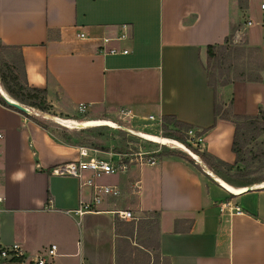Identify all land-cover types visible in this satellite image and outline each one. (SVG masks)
I'll return each instance as SVG.
<instances>
[{"label": "crops", "instance_id": "crops-1", "mask_svg": "<svg viewBox=\"0 0 264 264\" xmlns=\"http://www.w3.org/2000/svg\"><path fill=\"white\" fill-rule=\"evenodd\" d=\"M259 2L0 0V41L21 48L28 84L46 88L51 105L130 109L139 118L172 115L197 131L207 129L197 139L201 149L234 164L235 126L215 119L207 47L224 44L233 29L237 38L244 33L246 45L259 53V78L233 81L220 94L234 114H258L264 109V0ZM124 31L127 37L116 39ZM0 130L1 188L7 197L3 244L19 243L29 253L56 244L57 255L47 264H124L127 228L139 219H119L117 226L112 211L134 209L142 219L158 214V228L147 236L159 242V251L144 247L167 264H264V185L235 194L200 162L156 156L155 165L130 164L119 184H112L120 196L79 215L75 211L81 200L91 199L92 189L74 176L52 173L80 157L77 147L53 139L1 101Z\"/></svg>", "mask_w": 264, "mask_h": 264}, {"label": "rangeland", "instance_id": "rangeland-1", "mask_svg": "<svg viewBox=\"0 0 264 264\" xmlns=\"http://www.w3.org/2000/svg\"><path fill=\"white\" fill-rule=\"evenodd\" d=\"M259 1L260 0H258V2ZM245 2L246 0H240L241 5H243ZM257 5L260 7V2ZM238 26L241 31H244L243 23H240V25ZM255 27L256 26H253L252 28ZM237 34V31L233 29L231 36L223 44V48L219 49V52L221 54L220 58L218 59L219 63L213 60L210 66H213L215 65V63H217L218 67L215 69L217 75L220 74V77L227 81L233 82L258 79L261 68L259 63V53L254 48H250L246 45L242 38L244 36V33L240 35L241 38H237ZM0 60L13 63L12 65L16 66L17 70L20 72L21 64L19 61V51L17 49H1ZM3 68L5 69V71H8V66L5 65L3 66ZM20 75L22 79L21 72ZM0 88H3L7 92L5 85L1 80V77ZM221 88L222 87L219 88V91L221 90ZM8 95L11 96L10 94ZM11 98L13 97L11 96ZM22 104L30 109V119L39 123V126L44 128L53 137V139L65 144L73 145L77 147L78 151H80L81 148H89L97 156H105L104 152L127 153L128 157H125V161L129 162H135L136 158L139 157L138 154L142 152L144 154H154L156 156H159L158 154H167L168 152H184L191 155L192 158L195 159L196 163L200 162V168L203 167V169H207L214 175L218 176L209 168L206 163L201 160L198 154L189 149L183 143L182 144L191 152L178 148L174 144H161L152 141L143 135V133H149L174 139L165 136L167 135V130H165V128L163 129V120L161 125H157L158 121H150L146 118H139L135 116V114L130 117L121 118L119 114L120 110L108 111L104 108L90 110L88 108L86 112H81L78 109L79 107L64 110L60 107L51 105L48 111H42L27 103ZM59 118H70L80 122L90 119H109L115 122L117 126L113 127L110 125L102 124L97 126L79 127L73 129L63 125L59 121ZM261 121L262 126H264V116ZM168 126L169 128H171V125ZM188 142L194 148L200 150L203 149H201L199 142H197L195 138H191L188 136ZM242 142L245 143L244 141ZM95 150H98V152L95 153ZM244 151L245 162L241 163L240 166L242 170L245 171L246 178L250 180L255 178L264 179V131L260 135H249L246 143L244 144ZM261 154L262 156L260 158H257ZM121 176V174L107 175L104 176L101 181L104 182V184H119ZM261 185H264V181L259 184H251L245 187L253 188L255 186ZM35 193V196H38L39 189H37ZM120 200H122V198ZM132 213L138 219H142V217H144V215H139L134 209H132ZM127 230L129 231L127 233L130 235V250H128V252L124 255L123 259L125 260L121 261V263L167 264V260L156 257V251H154L153 249L147 250L144 247L146 246L144 244V241H148V236L137 234L136 224L129 225Z\"/></svg>", "mask_w": 264, "mask_h": 264}, {"label": "trees", "instance_id": "trees-1", "mask_svg": "<svg viewBox=\"0 0 264 264\" xmlns=\"http://www.w3.org/2000/svg\"><path fill=\"white\" fill-rule=\"evenodd\" d=\"M228 38L226 39V41ZM225 41V42H226ZM223 44L217 45H208L207 47V64L205 68L208 73V82L209 85L212 86L215 90V119H225L231 121L235 126V135L232 144V150L236 155V160L234 164L228 163L224 160H221L209 153L206 150H200L194 148L188 142V136L186 131L192 128L191 124L178 120L175 116L166 115L163 116V129L167 130L168 137L174 138L184 145H186L189 149L193 150L196 154H198L201 160L206 163L209 168L215 172L218 176L222 177L228 183L233 184L237 187H245L251 184H259L264 181L263 178H255V179H247L245 171L242 170L240 164L245 162V151L244 144L247 141L249 135H260L264 131V126H262V118L264 116V109H260L259 113L256 115H239L234 114L231 111L230 107H226V105L222 101V97L219 91L220 87H224L231 83V81H227L220 77V74L217 75L216 68L218 67V59L221 54L219 49L223 48ZM3 48H15L19 51V61L21 64L22 79L20 72L17 70L16 66L12 65L13 63L5 62L0 60V77L5 85L7 92L16 100L27 103L35 108H38L42 111H48L51 107V104L48 101V91L46 88L33 87L28 84L25 70V63L22 55L21 48L18 46H10L1 43L0 41V50ZM215 61V65L210 66L212 61ZM8 66V71H5L3 66ZM221 72V71H219ZM0 101L3 104H7L3 98H0ZM16 109V108H15ZM18 110V109H17ZM19 111V110H18ZM21 112V111H20ZM24 113V112H22ZM27 117L30 118V115L24 113ZM39 124V123H38ZM168 125H171L169 128ZM207 129L198 131L197 135L201 136L206 132ZM244 141L245 143H243ZM159 156L163 155H177L181 156L191 163H196L195 159L192 158L191 155L184 152H168L167 154H158ZM258 156L257 158H260ZM237 181V182H236ZM117 226H119L120 218L117 216ZM131 224L136 225L137 234L140 235H150L152 236L154 232L158 228V214L153 215L148 219H139L138 221H132ZM144 244L147 247H152L154 250L159 251V242L157 240H152L151 237L148 241H144ZM157 258H160V254L158 253ZM169 264V263H168Z\"/></svg>", "mask_w": 264, "mask_h": 264}, {"label": "built area", "instance_id": "built-area-1", "mask_svg": "<svg viewBox=\"0 0 264 264\" xmlns=\"http://www.w3.org/2000/svg\"><path fill=\"white\" fill-rule=\"evenodd\" d=\"M261 8L264 10V2L261 4ZM247 24L251 25L252 21L248 20ZM124 29H127V25H123ZM82 38H85L84 34H80ZM127 37L126 31L122 32L116 39H124ZM110 38H104V41H109ZM104 47V46H103ZM110 53H118L116 48H111ZM128 50H123V53H127ZM81 112H86L88 107L81 104L78 108ZM121 118L132 116L134 113L130 109H123L119 112ZM150 121H158L157 125H161L162 118H156L151 115L146 118ZM198 131L192 127L186 131L187 136L199 138ZM4 133L0 130V224L2 215L5 211V204L7 197L1 188V174H2V162L4 157ZM95 153L98 150L94 151ZM105 156H97L89 148H81L79 151V158L77 160L61 163L52 168V173L56 175L74 176L81 181V186L90 187L93 191V195L90 200H81L76 214L82 215L86 212L97 210L96 208L105 202L108 197H118L121 195V189L117 185L102 184L100 180L107 175L122 174L127 171L130 164L134 161H125L128 157L127 153L122 152H104ZM149 155V156H146ZM139 157L136 158L134 163L141 165H155L158 163V159L154 154L139 153ZM126 157V158H125ZM116 216L123 220L136 219L130 210L115 209L112 211ZM234 212L237 214L242 213L239 206L234 207ZM58 246L52 244L38 250L34 253H29L21 244H3L0 241V264H47L53 257L57 255Z\"/></svg>", "mask_w": 264, "mask_h": 264}, {"label": "bare ground", "instance_id": "bare-ground-1", "mask_svg": "<svg viewBox=\"0 0 264 264\" xmlns=\"http://www.w3.org/2000/svg\"><path fill=\"white\" fill-rule=\"evenodd\" d=\"M0 93L2 95L6 96L7 98H10L9 95L3 89H2V91L0 90ZM59 121L63 125H65V126H67L69 128H73V129L74 128H79V127L97 126V125H102V124L110 125V126H113V127L117 126L115 122H113L112 120H109V119H90V120H85V121L80 122V121H77V120H74V119H70V118L69 119L59 118ZM143 135L145 137H147L148 139L152 140V141H155V142H158V143H161V144H172V145L174 144L178 148H181V149H183L185 151L191 152V151H189V149L187 147H185L181 142H179L177 140L170 139V138L163 137V136H159V135H155V134H149V133H143ZM210 173L212 174V176H214V178L217 180V182H219L229 192L238 194V193H241V192L246 190V187H235L232 184L228 183L223 178L214 175L212 172H210Z\"/></svg>", "mask_w": 264, "mask_h": 264}, {"label": "water", "instance_id": "water-1", "mask_svg": "<svg viewBox=\"0 0 264 264\" xmlns=\"http://www.w3.org/2000/svg\"><path fill=\"white\" fill-rule=\"evenodd\" d=\"M2 98L6 101V103L16 109H18L19 111L21 112H24V113H27L29 114L30 113V109L28 107H26L25 105H23L22 103H20L19 101L13 99V98H7L6 96L2 95ZM246 189H251V187H248Z\"/></svg>", "mask_w": 264, "mask_h": 264}]
</instances>
